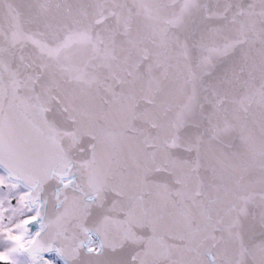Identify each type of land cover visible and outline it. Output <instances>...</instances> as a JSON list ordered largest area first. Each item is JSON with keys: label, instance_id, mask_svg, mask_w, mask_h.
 <instances>
[{"label": "snow or ice", "instance_id": "1", "mask_svg": "<svg viewBox=\"0 0 264 264\" xmlns=\"http://www.w3.org/2000/svg\"><path fill=\"white\" fill-rule=\"evenodd\" d=\"M0 264H264V0H0Z\"/></svg>", "mask_w": 264, "mask_h": 264}]
</instances>
